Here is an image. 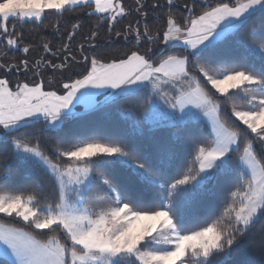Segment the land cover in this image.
I'll list each match as a JSON object with an SVG mask.
<instances>
[{
	"label": "snow or ice",
	"instance_id": "6c2138e0",
	"mask_svg": "<svg viewBox=\"0 0 264 264\" xmlns=\"http://www.w3.org/2000/svg\"><path fill=\"white\" fill-rule=\"evenodd\" d=\"M0 189L11 264H264V0H0Z\"/></svg>",
	"mask_w": 264,
	"mask_h": 264
},
{
	"label": "trees",
	"instance_id": "16d2710c",
	"mask_svg": "<svg viewBox=\"0 0 264 264\" xmlns=\"http://www.w3.org/2000/svg\"><path fill=\"white\" fill-rule=\"evenodd\" d=\"M184 2V0H177V3L182 5ZM161 3H163V0H161ZM126 4L128 6H133L134 5V0H126ZM164 11H166V9H164ZM178 14H181L182 10H177ZM184 15H186V13H183ZM133 16H129L127 18V20H132ZM127 20H121L117 23L116 27L120 28L123 24L127 23ZM55 18L52 16H48L47 19L45 20V25H51L52 23H54ZM96 23V17H91L88 19L87 22H85L82 26V29L80 30V32L77 33L75 40L73 41V46L75 47V45L77 43H79L81 41V34H87L91 28L92 24ZM70 28V23H65L62 26V30H67ZM26 38H31L32 42L34 44H38L40 43L42 40L44 39H51L50 36L47 35V33L50 31L49 29H45L44 26H37L35 24H27L24 26L23 29ZM119 39V38H117ZM98 41L100 42V44L106 48L107 44H106V34L105 31L103 29L100 30V36L98 37ZM59 41H54L53 42V46L54 47H58L59 46ZM112 47H115V45H113ZM11 55V54H10ZM102 99V98H101ZM100 99V100H101ZM238 106H241V102L236 101ZM126 107V105H125ZM79 109H77L78 111ZM81 111V110H79ZM94 119L98 120L101 124H103L104 127L108 128V129H112V128H122L124 127V120L125 117L117 110V108H111L108 110V114L104 115L103 113L97 114L96 117H94ZM20 176L23 175V170H21V172L18 174ZM12 194L10 192H7L6 189H0V194ZM6 222H11V221H6ZM246 244L248 243L247 241L245 242ZM0 264H11V262L0 256Z\"/></svg>",
	"mask_w": 264,
	"mask_h": 264
},
{
	"label": "crops",
	"instance_id": "0c3cea01",
	"mask_svg": "<svg viewBox=\"0 0 264 264\" xmlns=\"http://www.w3.org/2000/svg\"><path fill=\"white\" fill-rule=\"evenodd\" d=\"M101 98H102V99H101ZM97 99H98V100H100V99H101V100H103V99H104V97H103V96H100V97H98ZM77 109H79V110H81V111H83V110H84V108H83V106H82V105L78 106V107H77ZM79 110H78V111H79ZM1 257H4V256H1ZM4 258L8 259L7 257H4ZM8 260H9V259H8ZM9 261H10V260H9ZM10 262H11V261H10Z\"/></svg>",
	"mask_w": 264,
	"mask_h": 264
}]
</instances>
